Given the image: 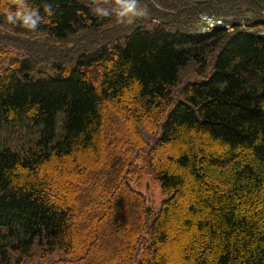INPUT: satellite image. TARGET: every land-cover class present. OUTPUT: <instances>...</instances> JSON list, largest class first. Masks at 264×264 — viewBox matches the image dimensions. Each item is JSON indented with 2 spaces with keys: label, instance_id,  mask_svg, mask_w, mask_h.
<instances>
[{
  "label": "trees",
  "instance_id": "trees-1",
  "mask_svg": "<svg viewBox=\"0 0 264 264\" xmlns=\"http://www.w3.org/2000/svg\"><path fill=\"white\" fill-rule=\"evenodd\" d=\"M125 1L0 0V264H264V0Z\"/></svg>",
  "mask_w": 264,
  "mask_h": 264
},
{
  "label": "rangeland",
  "instance_id": "rangeland-1",
  "mask_svg": "<svg viewBox=\"0 0 264 264\" xmlns=\"http://www.w3.org/2000/svg\"><path fill=\"white\" fill-rule=\"evenodd\" d=\"M93 2H101L104 0H91ZM123 11L127 22L132 23L136 18L142 15L141 7L134 0H127L123 4ZM38 133L28 130L25 125H16L14 127L3 126L0 129V141L3 144H10L11 146L21 149L28 146L31 141H35ZM140 189L148 197V200L155 207H159L163 200L161 188L157 185L151 177L146 176L142 180Z\"/></svg>",
  "mask_w": 264,
  "mask_h": 264
},
{
  "label": "clouds",
  "instance_id": "clouds-1",
  "mask_svg": "<svg viewBox=\"0 0 264 264\" xmlns=\"http://www.w3.org/2000/svg\"><path fill=\"white\" fill-rule=\"evenodd\" d=\"M116 11L118 14H124L120 9H117ZM4 13L5 19L8 23L19 25L28 30H36L43 20L39 8L31 6L27 2L22 3L14 11L5 8ZM47 13L48 15L52 14L51 7H48ZM102 14L107 15L108 13L104 11Z\"/></svg>",
  "mask_w": 264,
  "mask_h": 264
},
{
  "label": "built area",
  "instance_id": "built-area-1",
  "mask_svg": "<svg viewBox=\"0 0 264 264\" xmlns=\"http://www.w3.org/2000/svg\"><path fill=\"white\" fill-rule=\"evenodd\" d=\"M216 28H223L229 31L233 30L224 18L217 17L216 15H206L203 19V25L200 27L201 33H208Z\"/></svg>",
  "mask_w": 264,
  "mask_h": 264
},
{
  "label": "bare ground",
  "instance_id": "bare-ground-1",
  "mask_svg": "<svg viewBox=\"0 0 264 264\" xmlns=\"http://www.w3.org/2000/svg\"><path fill=\"white\" fill-rule=\"evenodd\" d=\"M206 15H208V14H203V15L200 16V18H199V20H198L199 28L203 25V19H204V17H205ZM217 17H218V16H217ZM220 18H222V17H220ZM230 26H231V25H230ZM231 27H232V26H231Z\"/></svg>",
  "mask_w": 264,
  "mask_h": 264
}]
</instances>
